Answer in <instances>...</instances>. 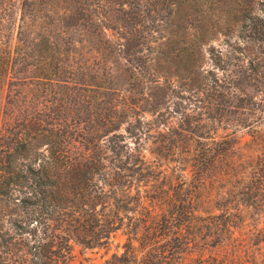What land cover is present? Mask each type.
Listing matches in <instances>:
<instances>
[{
  "label": "trees",
  "instance_id": "16d2710c",
  "mask_svg": "<svg viewBox=\"0 0 264 264\" xmlns=\"http://www.w3.org/2000/svg\"><path fill=\"white\" fill-rule=\"evenodd\" d=\"M260 43L264 0H0V264H264Z\"/></svg>",
  "mask_w": 264,
  "mask_h": 264
},
{
  "label": "rangeland",
  "instance_id": "374dc122",
  "mask_svg": "<svg viewBox=\"0 0 264 264\" xmlns=\"http://www.w3.org/2000/svg\"><path fill=\"white\" fill-rule=\"evenodd\" d=\"M258 53V74H257V80H256V87L255 89L248 88V94H250V98H252L253 105H254V112L259 114L262 117V120L257 124V129L264 132V43H260L258 45L257 51ZM246 115V114H245ZM237 136L240 137V145H244L246 141L250 140V135L248 134L249 129H238ZM244 151H241V153H244ZM240 153V151H239ZM253 155H255L254 152H252ZM177 160V159H175ZM223 161H232L235 162L237 165L236 169H231L230 174L227 175L225 180H216L213 183L214 186V193H216L218 190L223 189V187H226L228 189H232L233 185L235 184V177H233L234 174L239 173L240 171V163L246 162L251 159H222ZM173 161V160H170ZM172 165V164H171ZM169 171V170H168ZM225 203H228L230 208H232L230 211V218L233 219V215L236 213L242 216V220L236 219L237 221V227L235 228V240L239 242L240 247V239L243 242L242 244L244 247H246L248 250H252L254 248L253 243H257L260 241L261 247L264 246V215L258 216L256 212L251 208L246 207H240L236 206L235 201L233 200V197L228 196ZM223 201L217 203L216 207H223L221 205ZM210 207V210L213 211V213H218L219 210L213 207L211 203L208 205ZM235 207V208H234ZM229 208V209H230ZM239 211V212H237ZM202 214H204L202 212ZM125 237L122 234L121 231H117L114 233L110 239V242L106 248H93L88 249L84 248L78 245H74L73 251H72V258L70 264H103L104 260L107 259L112 253L114 252H120L122 250L121 245L124 241ZM249 264H253L250 262V259H247ZM240 264H245L242 261H240ZM248 264V263H247Z\"/></svg>",
  "mask_w": 264,
  "mask_h": 264
}]
</instances>
